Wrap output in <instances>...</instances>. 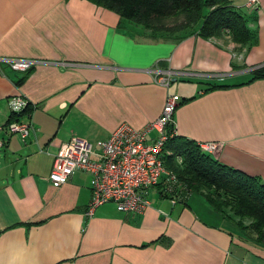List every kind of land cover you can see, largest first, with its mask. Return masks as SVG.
I'll list each match as a JSON object with an SVG mask.
<instances>
[{
	"label": "crops",
	"instance_id": "0c3cea01",
	"mask_svg": "<svg viewBox=\"0 0 264 264\" xmlns=\"http://www.w3.org/2000/svg\"><path fill=\"white\" fill-rule=\"evenodd\" d=\"M228 1L246 16L248 45L195 32L151 39L85 0H0V264H264V242L199 195L171 205L154 190L142 212L105 203L86 216V174L47 181L71 137L94 143L160 116L169 87L153 82L157 68L183 83L175 135L221 143L212 159L264 183V77L247 83L264 65V0L251 9ZM11 58L37 63L19 73ZM14 96L25 99L17 118L31 127L22 140L4 129Z\"/></svg>",
	"mask_w": 264,
	"mask_h": 264
},
{
	"label": "trees",
	"instance_id": "16d2710c",
	"mask_svg": "<svg viewBox=\"0 0 264 264\" xmlns=\"http://www.w3.org/2000/svg\"><path fill=\"white\" fill-rule=\"evenodd\" d=\"M85 1L114 13L118 26L125 23L141 27L151 39L173 36L180 40L194 32L202 39L226 34L240 46L254 39L246 16L228 0ZM263 77L264 65L251 70L247 83ZM217 87L220 86L212 85L207 90ZM11 119L9 116L6 123ZM165 130L169 133L171 126ZM160 158L163 168L174 175L180 194L186 198L192 194L201 196L214 211L233 220L239 230L249 231L255 241L264 242V183L257 177L220 164L200 152L196 143L177 135L166 139Z\"/></svg>",
	"mask_w": 264,
	"mask_h": 264
},
{
	"label": "built area",
	"instance_id": "2783aa9c",
	"mask_svg": "<svg viewBox=\"0 0 264 264\" xmlns=\"http://www.w3.org/2000/svg\"><path fill=\"white\" fill-rule=\"evenodd\" d=\"M255 0H249L245 7L251 9ZM10 70L23 73L37 62L25 59H6ZM152 80L156 85L168 88L176 81L174 72L167 69H153ZM176 95H166L160 116L141 129L120 125L106 139L89 143L71 137L59 144L47 177L52 185H63L75 172L88 176L89 201L84 215L89 216L102 204L111 203L118 212H142L148 205L150 191H157L167 198L171 205L184 202L186 196L180 194V186L174 175L166 171L161 162V149L167 138L175 135L172 120L173 110L178 103ZM9 116L12 119L4 129L17 135L21 140L28 135L31 127L20 122L18 114L25 108L26 101L14 96L7 101ZM171 126L166 132L165 127ZM154 136L147 139L149 132ZM199 151L215 154L221 143L207 142L196 144Z\"/></svg>",
	"mask_w": 264,
	"mask_h": 264
},
{
	"label": "rangeland",
	"instance_id": "374dc122",
	"mask_svg": "<svg viewBox=\"0 0 264 264\" xmlns=\"http://www.w3.org/2000/svg\"><path fill=\"white\" fill-rule=\"evenodd\" d=\"M182 85H183V83L182 82H178V81L174 82L173 84H171L169 86V88H168L169 95H176L177 97H180V92L177 91L176 89H177L178 86H179V88L182 87ZM186 87H185V89H186ZM149 195H150V192H149ZM151 197H152V194L149 196V198H151ZM165 199L167 200V198H165ZM245 222H247V221H245ZM246 235L251 236V233L249 231H247Z\"/></svg>",
	"mask_w": 264,
	"mask_h": 264
}]
</instances>
